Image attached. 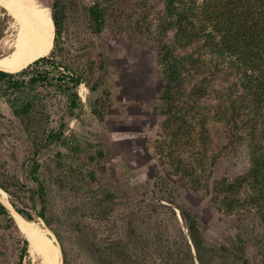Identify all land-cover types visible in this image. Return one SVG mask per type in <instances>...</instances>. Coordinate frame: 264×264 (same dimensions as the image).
<instances>
[{
    "label": "rangeland",
    "instance_id": "rangeland-1",
    "mask_svg": "<svg viewBox=\"0 0 264 264\" xmlns=\"http://www.w3.org/2000/svg\"><path fill=\"white\" fill-rule=\"evenodd\" d=\"M39 1L50 14V5L58 4L64 15L60 46L78 56L83 64L90 53L95 74L78 86V105L73 110L69 107L67 79L59 87L49 84L67 74L63 67L56 66L60 63L57 52L52 59L55 64L39 63L26 74L10 79L23 81V89L9 98L18 104L29 98L32 108L27 119H20L9 107L8 96L0 93V183H11L13 176L32 186L27 169L31 143L43 141L58 130L62 121L66 124L65 137L80 141L84 154L93 156L92 165L102 173L103 180L110 184L118 179L110 185L115 206L102 216L83 188L72 186L56 169L53 156L60 146L47 148L39 155L37 174L46 190L44 213L49 224L42 225L37 217L39 204L32 208V200L24 197V207L30 210L35 223L40 222L37 231L47 232L50 236H45L58 244L59 264H190L184 256L189 249L192 256L196 254L181 210L195 222L204 248L222 249L213 256L204 252V264H264V212L222 210L211 201V194L192 191L175 173L166 145L163 151L157 150L164 140L161 121L165 116L155 54L158 47L134 32L132 19L144 11L140 0L102 2L103 29L97 34L88 16L93 0ZM153 1L156 4L157 0ZM0 25L4 26L1 57L12 52L17 29L8 0H0ZM52 45L53 41L46 54ZM100 63L103 69H98ZM36 72L46 73L45 84L29 82ZM223 129V125H209L210 138L220 157L212 169L204 172L209 185L221 178L232 179L248 166L245 146L234 144L224 149ZM177 149L173 148L174 153ZM99 150L103 155L98 157ZM182 150L188 156L194 150L192 142ZM10 199L0 188V202L10 209L17 226L0 217V264H19L24 238L28 247L20 264H44L42 256L29 248V240L16 223V217L22 216L12 211Z\"/></svg>",
    "mask_w": 264,
    "mask_h": 264
},
{
    "label": "trees",
    "instance_id": "trees-1",
    "mask_svg": "<svg viewBox=\"0 0 264 264\" xmlns=\"http://www.w3.org/2000/svg\"><path fill=\"white\" fill-rule=\"evenodd\" d=\"M107 1L109 0H93V4L88 7L91 28L95 34L103 29V6ZM147 2L148 0H140L143 15L132 21H135L134 32L137 36L153 41L158 47L155 54L161 78L160 100L164 105L162 113L165 116L161 121L164 140L162 145L157 146V150L163 151V144L166 145L167 151L169 150L167 156L173 158L171 165L175 173L186 181L192 191L211 194V201L217 203L222 210L228 213L247 210L262 214L264 0H157L156 4L153 0ZM50 8L52 35L47 45L36 55L37 59L23 66L0 68V93L8 96L9 107L20 119L28 118L32 101L26 98L18 104L17 100L9 98L23 89V81L10 80L14 76L26 74L39 63L55 64L52 59L57 52L60 63L56 66L63 67L67 74L58 76L53 82L49 81V84L59 87L64 78L67 79L65 86L70 92L69 107L73 110L78 105V86L83 80L88 82L87 79L95 74L90 53L86 55L87 61L83 64L77 59L78 56L60 46L63 11L56 2ZM153 26L155 30L152 32ZM3 30L4 26L0 25V38ZM52 41L53 47L47 56L46 51ZM98 69H103V64L100 63ZM46 81V73L39 72L29 79L34 84H45ZM94 86L90 88L93 90ZM211 122L224 126V149L234 144L246 147L248 166L232 179L221 178L209 185L207 176L203 177L204 172L215 166L220 159L218 149L209 134ZM65 127L66 124L62 121L58 130L49 133L43 141H32L30 157L27 160L32 186H27L13 176H10L11 183H0V188L11 197L9 203L24 219L35 220L30 210L24 207L25 197L32 200V208L36 207L35 204L41 206L37 217L44 224H49L44 213L46 190L37 172L40 167L39 155L52 146H60L53 156L56 169L68 178L72 186L83 188L102 216L110 213L115 206L110 185L118 179H113L110 184L103 180L102 173L99 174L92 165L93 156L84 154L78 139L70 140V136L65 137ZM191 142L194 150L189 152L191 157L185 156L183 146ZM175 147L179 148L176 153L173 150ZM172 153L174 154L171 155ZM101 155L102 151L99 150L97 156ZM181 214L187 223L196 254L192 256L189 249L184 259H189L190 264H195V261L204 264V252L209 251L213 256V253L222 249L212 246L204 248L195 222L190 221L192 218L187 212L181 210ZM0 217L7 218L5 220L17 228L9 210L1 202ZM27 247L28 242L24 238L20 260ZM97 258L100 259V255ZM62 264L67 263L63 261Z\"/></svg>",
    "mask_w": 264,
    "mask_h": 264
},
{
    "label": "bare ground",
    "instance_id": "bare-ground-1",
    "mask_svg": "<svg viewBox=\"0 0 264 264\" xmlns=\"http://www.w3.org/2000/svg\"><path fill=\"white\" fill-rule=\"evenodd\" d=\"M8 2L17 29L13 50L10 54L0 57V68L18 67L33 61L38 52L47 45L53 31L50 10L39 0H8ZM21 218L16 217V223L29 240V248L42 256L44 264H59L58 245L54 243L53 238L45 236L49 235L47 232L37 231L40 222L25 223Z\"/></svg>",
    "mask_w": 264,
    "mask_h": 264
},
{
    "label": "water",
    "instance_id": "water-1",
    "mask_svg": "<svg viewBox=\"0 0 264 264\" xmlns=\"http://www.w3.org/2000/svg\"><path fill=\"white\" fill-rule=\"evenodd\" d=\"M8 203H9V202H8ZM9 204H10V203H9ZM10 206H11V204H10ZM10 208H11L13 211H15L14 208H13L12 206H11ZM7 209H8V208H7ZM8 210H9V212H10V209H8ZM15 212H16V211H15ZM16 213H17V212H16ZM19 215H20V214H19ZM26 220H27V219H26ZM40 221H41V220H40ZM33 222H35V221H33ZM41 222H42L41 224L44 225V224H43V221H41ZM44 231H48V230H44ZM57 245H58V244H57ZM58 247H59V246H58Z\"/></svg>",
    "mask_w": 264,
    "mask_h": 264
}]
</instances>
